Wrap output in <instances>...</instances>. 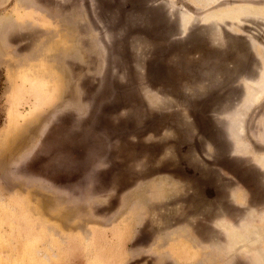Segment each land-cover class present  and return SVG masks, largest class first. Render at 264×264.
Listing matches in <instances>:
<instances>
[{"label": "rangeland", "instance_id": "374dc122", "mask_svg": "<svg viewBox=\"0 0 264 264\" xmlns=\"http://www.w3.org/2000/svg\"><path fill=\"white\" fill-rule=\"evenodd\" d=\"M0 264H264V0H0Z\"/></svg>", "mask_w": 264, "mask_h": 264}]
</instances>
